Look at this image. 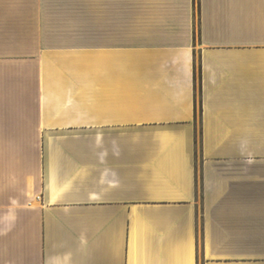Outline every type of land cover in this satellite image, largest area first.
Returning a JSON list of instances; mask_svg holds the SVG:
<instances>
[{
	"label": "crops",
	"instance_id": "obj_1",
	"mask_svg": "<svg viewBox=\"0 0 264 264\" xmlns=\"http://www.w3.org/2000/svg\"><path fill=\"white\" fill-rule=\"evenodd\" d=\"M0 264H264V0H0Z\"/></svg>",
	"mask_w": 264,
	"mask_h": 264
},
{
	"label": "rangeland",
	"instance_id": "obj_2",
	"mask_svg": "<svg viewBox=\"0 0 264 264\" xmlns=\"http://www.w3.org/2000/svg\"><path fill=\"white\" fill-rule=\"evenodd\" d=\"M72 1H73V0H72ZM79 1H80V0H79ZM81 1H83V2H84V1L88 2V0H81Z\"/></svg>",
	"mask_w": 264,
	"mask_h": 264
}]
</instances>
